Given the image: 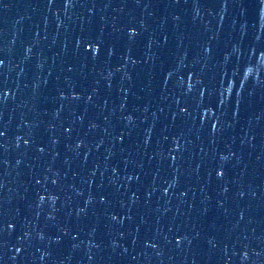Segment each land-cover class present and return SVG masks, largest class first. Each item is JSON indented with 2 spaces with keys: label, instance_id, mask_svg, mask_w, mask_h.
Masks as SVG:
<instances>
[{
  "label": "water",
  "instance_id": "1",
  "mask_svg": "<svg viewBox=\"0 0 264 264\" xmlns=\"http://www.w3.org/2000/svg\"><path fill=\"white\" fill-rule=\"evenodd\" d=\"M0 264H264V0H0Z\"/></svg>",
  "mask_w": 264,
  "mask_h": 264
}]
</instances>
